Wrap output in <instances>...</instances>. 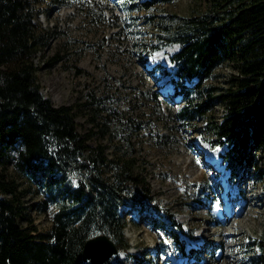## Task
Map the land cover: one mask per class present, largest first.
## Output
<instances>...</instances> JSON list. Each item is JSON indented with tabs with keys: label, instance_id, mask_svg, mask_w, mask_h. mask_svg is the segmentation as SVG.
<instances>
[{
	"label": "trees",
	"instance_id": "trees-1",
	"mask_svg": "<svg viewBox=\"0 0 264 264\" xmlns=\"http://www.w3.org/2000/svg\"><path fill=\"white\" fill-rule=\"evenodd\" d=\"M177 1L138 0L127 11L144 12L131 19L153 25L148 57L178 45L170 56L174 68L166 71L157 65L149 72L157 79L155 72L162 69L168 77L173 97L182 103L176 114L182 126L211 120L207 133L216 135L215 146L226 144L220 160L235 174L252 164L255 153H264V0H208L207 9L188 17L156 11ZM35 17L31 0H0V264H90L83 261L82 249L99 234L115 243L117 256L128 255L123 207L143 210L144 222L164 229L174 216L152 203L150 183L136 171L135 159L118 153L109 159L104 146L89 147L77 130L73 108L54 106L43 95L34 58L47 38L38 31ZM117 28L122 35V27ZM134 45L147 49L145 43ZM223 49H231L239 60L226 88L208 84L224 62ZM215 102L223 109L221 121L210 116ZM11 151L18 157L16 171L46 191V199L35 206L57 205L44 233L19 223L23 208L15 199L17 185L7 174ZM156 215L163 221H156ZM173 232L178 250L188 257V243L179 242L185 230L179 226ZM255 242L253 261L264 264V237Z\"/></svg>",
	"mask_w": 264,
	"mask_h": 264
},
{
	"label": "rangeland",
	"instance_id": "rangeland-1",
	"mask_svg": "<svg viewBox=\"0 0 264 264\" xmlns=\"http://www.w3.org/2000/svg\"><path fill=\"white\" fill-rule=\"evenodd\" d=\"M134 1L138 0H31L36 10L34 23L47 38L34 58L40 67L43 95L54 106L73 108L77 130L89 147L104 146L109 159L116 153L135 159L136 171L150 183L152 203L174 216V223L168 221L164 229L144 222L143 210L128 212L123 207L128 221L125 235L131 247L128 255L115 254L110 262L177 264L170 256L178 253L183 264L191 260L212 264L222 254L213 253L209 246L221 239L219 232L226 228L229 236L222 241V253L226 246L232 264H263L253 261L252 254L257 249L255 240L264 237V153H255L249 167L245 165L235 174L227 172L220 160L226 144L215 146L216 135L206 130L211 120L198 119L190 127L182 126L176 118L182 103L172 97L171 83L161 72L173 68L164 60H169L165 51L174 54L175 47L159 52L162 59L158 52L148 57L154 28L151 23L141 25L142 18L137 22L131 19L144 15L127 11ZM207 8L208 0H178L156 11L188 17ZM118 26L123 30L120 36ZM134 42L145 43L147 49L136 48ZM223 56L224 62L209 85L226 88L229 76L238 70L239 60L231 49H223ZM52 57L56 62L48 66ZM157 65L162 69L155 72L154 79L149 71ZM222 111L215 102L210 116L221 121ZM199 154L211 159L203 161ZM10 155L7 174L17 185L15 199L23 208L19 223L44 233L56 206H35L46 199V191L30 176L17 172L16 152ZM155 217L163 221L161 215ZM209 220L217 226L211 227ZM179 226L185 230L179 242L186 240L187 248L192 249L189 259L174 242L173 231Z\"/></svg>",
	"mask_w": 264,
	"mask_h": 264
},
{
	"label": "water",
	"instance_id": "water-1",
	"mask_svg": "<svg viewBox=\"0 0 264 264\" xmlns=\"http://www.w3.org/2000/svg\"><path fill=\"white\" fill-rule=\"evenodd\" d=\"M117 251L115 243L107 235L99 234L85 242L82 258L83 261H90L91 264H105Z\"/></svg>",
	"mask_w": 264,
	"mask_h": 264
},
{
	"label": "bare ground",
	"instance_id": "bare-ground-1",
	"mask_svg": "<svg viewBox=\"0 0 264 264\" xmlns=\"http://www.w3.org/2000/svg\"><path fill=\"white\" fill-rule=\"evenodd\" d=\"M159 53V52H158ZM164 53V52H163ZM159 58H161L162 59V56H161V54L159 53ZM167 56V55H166ZM168 58H169V56H167ZM169 60H170V58H169ZM168 59H166V60H164L165 62L166 61H168V62H170ZM200 155V154H199ZM202 155V154H201ZM200 155V159L201 160H203V157H206L207 155L206 154H204L205 156H201ZM209 159H211V157H209ZM235 231H238V229H234ZM240 234H242V232H240V231H238V235H240ZM221 236V239H222V241H225L224 240V238H226V237H228L229 236V233H228V231L226 230V228H224L222 231H220L219 232V237ZM229 247H231V246H229ZM230 250L227 248L226 249V246H224L223 247V253H222V255H221V257L220 258H215L214 260H212V264H232L233 263V260H232V257L230 256Z\"/></svg>",
	"mask_w": 264,
	"mask_h": 264
},
{
	"label": "snow or ice",
	"instance_id": "snow-or-ice-1",
	"mask_svg": "<svg viewBox=\"0 0 264 264\" xmlns=\"http://www.w3.org/2000/svg\"><path fill=\"white\" fill-rule=\"evenodd\" d=\"M99 241H97V243H98Z\"/></svg>",
	"mask_w": 264,
	"mask_h": 264
}]
</instances>
